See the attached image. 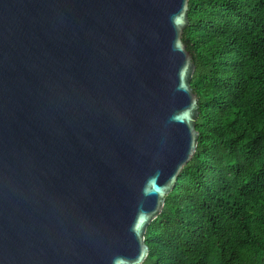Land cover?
Masks as SVG:
<instances>
[{
	"label": "water",
	"instance_id": "95a60500",
	"mask_svg": "<svg viewBox=\"0 0 264 264\" xmlns=\"http://www.w3.org/2000/svg\"><path fill=\"white\" fill-rule=\"evenodd\" d=\"M189 0H0V264H142L196 151Z\"/></svg>",
	"mask_w": 264,
	"mask_h": 264
},
{
	"label": "trees",
	"instance_id": "16d2710c",
	"mask_svg": "<svg viewBox=\"0 0 264 264\" xmlns=\"http://www.w3.org/2000/svg\"><path fill=\"white\" fill-rule=\"evenodd\" d=\"M198 143L142 264H264V0H189Z\"/></svg>",
	"mask_w": 264,
	"mask_h": 264
}]
</instances>
